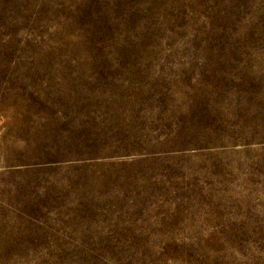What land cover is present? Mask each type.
<instances>
[{"label":"rangeland","instance_id":"1","mask_svg":"<svg viewBox=\"0 0 264 264\" xmlns=\"http://www.w3.org/2000/svg\"><path fill=\"white\" fill-rule=\"evenodd\" d=\"M0 264H264V0H0Z\"/></svg>","mask_w":264,"mask_h":264}]
</instances>
